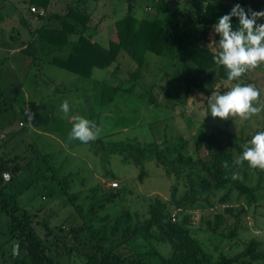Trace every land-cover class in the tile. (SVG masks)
<instances>
[{"label":"rangeland","instance_id":"1","mask_svg":"<svg viewBox=\"0 0 264 264\" xmlns=\"http://www.w3.org/2000/svg\"><path fill=\"white\" fill-rule=\"evenodd\" d=\"M157 1L135 0V16L156 19ZM166 1L169 20L182 33L217 52L219 36L214 28L201 27L199 5L192 0ZM222 1L233 4L237 0ZM114 7L119 13L127 11V3ZM34 8L30 12L36 16L40 10ZM28 9L21 3L12 18L0 21V91L14 100L13 108L0 118V157L10 164L16 160L26 170L19 176L6 174L2 188L10 204L28 211L38 237L50 249L49 256L57 264H88L97 237L109 235L118 217L120 229L134 226L148 218L149 206L159 199L168 206L167 221L185 222L190 236L198 241L203 264L216 262L222 252L244 254L249 264H264V172L237 162L239 149L257 130L264 129V64L238 81L260 90L256 103L261 112L247 120L239 116L221 119L210 114L209 103L216 92H227L236 83L215 75L208 79L206 73L201 77L207 94L187 88L181 64L169 55L148 54L133 92L119 93L115 88L130 87L131 74L138 70L124 52L116 65L95 69L88 79L47 62L40 67L32 64L29 56L20 53L34 29L19 23L22 15L29 14ZM102 10L92 18V25L100 26L110 17ZM255 11H264V0ZM11 12L5 3L1 13ZM119 13L115 19L122 17ZM258 22L264 23V18ZM108 23H113L112 16ZM10 31L20 32L18 42H6ZM100 32L99 38L110 37L106 26ZM9 46L15 50L10 51ZM65 99L72 105L68 115L60 109ZM76 115L96 126L97 139L103 143L81 145L70 139ZM213 138L233 155V179L255 188V202L250 203L230 185L204 189L209 180L204 168L214 165ZM126 141L158 144L167 165L130 151H112V144ZM65 180L69 187L63 190ZM112 183L118 186L113 188ZM114 194L116 199L106 202ZM3 204L0 200V264L24 263L18 241L9 233ZM92 206L94 214L90 213ZM226 236L229 238L224 240ZM248 250L258 254V259L253 260ZM123 253L128 257L148 253L147 264H161L160 259L170 257L173 249L140 238L124 247Z\"/></svg>","mask_w":264,"mask_h":264},{"label":"trees","instance_id":"2","mask_svg":"<svg viewBox=\"0 0 264 264\" xmlns=\"http://www.w3.org/2000/svg\"><path fill=\"white\" fill-rule=\"evenodd\" d=\"M7 1L12 0H0V2ZM134 1L125 0L127 3L126 14L110 28L111 34L107 47L93 41L95 29L89 26L90 17L86 10L70 7L64 15L46 17L38 14L40 24L31 33V39L22 45L20 53L29 56L32 59V64L36 63L37 66L47 62L79 78L88 79L92 76L94 69L103 70L116 65L120 53L124 52L134 61L138 70L131 74V79L128 81V85L131 86L116 87L114 90L116 93L121 91L133 92L137 84V74L146 65L148 54L158 57L169 55L176 58L184 71L186 87L205 94L209 90L206 81L201 77L202 74L207 73L208 79L215 75L220 80L238 83L239 80L229 81L226 69L215 63L213 57L217 52L201 45L190 34L182 33L169 20L166 0L157 1V18L153 20L137 18ZM192 1L200 7L197 19L204 27L213 26L219 16L228 13L233 7L217 0ZM28 2L37 8L46 9L50 0H28ZM80 3L85 4V0ZM20 23H25V20H20ZM233 25L238 27V21L235 17H233ZM9 37L15 39L14 36ZM0 44H3L1 39ZM13 104L14 100L0 91V118L13 108ZM95 141V143H103L100 139ZM211 141L214 165L204 168L209 178L204 183V189L219 190L230 185L239 195L246 197L250 203L255 202V188L238 182L232 177L234 168L232 153L226 150L216 138ZM112 151H130L141 157L153 159L159 165H167L159 145L155 143L118 142L112 144ZM239 151L242 153L243 149L240 148ZM11 163L0 157V200L5 202L2 208L8 217L9 233L18 241V249L23 252L25 257L24 263L14 262L12 264H57L49 256L48 245L38 237L28 211L15 204H10L9 200L6 199L8 196L2 188L5 185V175L19 176L26 171L16 160ZM171 163L173 166L175 165L174 161ZM245 163L248 165L246 161ZM52 180L54 181L55 177ZM61 185L63 190L69 187L67 180ZM174 195L175 189L172 197ZM116 197L117 194L110 195L106 202H112ZM90 213H95L93 206ZM148 214V218L144 221H137L134 226L128 225L123 229L119 228L121 218L118 217L109 235L97 237L96 243L92 246L94 251L88 256V264H147V259L150 257L148 253H139L134 257H128L123 253L124 247L131 245L140 238L154 239L158 243L168 245L173 249V254L170 257L160 259L161 264H203L200 258V245L197 240L190 236L185 222L177 224L170 220L167 221L169 214L165 202L159 199L155 200L149 206ZM234 235L235 232L230 234V236ZM227 238L229 237L226 236L224 240ZM253 245H249V248H253ZM247 252L251 254L253 260L258 259V254H253L250 250ZM246 257L244 254L230 256L222 252L216 262L209 264H249L248 261L250 260L247 261Z\"/></svg>","mask_w":264,"mask_h":264},{"label":"clouds","instance_id":"3","mask_svg":"<svg viewBox=\"0 0 264 264\" xmlns=\"http://www.w3.org/2000/svg\"><path fill=\"white\" fill-rule=\"evenodd\" d=\"M233 17L237 19L238 27H234ZM261 18H264V11L246 9L236 3L228 13L215 21L214 32L218 34L219 40L217 54L213 59L217 65L226 69L229 81L240 80L250 69L264 64V23L258 22ZM259 96L260 90L254 84L236 83L227 92L215 93L209 103L210 114L221 119L233 116L251 119L262 110L256 103ZM60 109L68 115L72 105L65 99ZM207 115L206 112L205 117ZM72 119L74 122L69 133L70 139L81 145L95 142L98 137L96 126L79 115ZM245 161L251 168L264 170V129L257 130L243 145L237 162Z\"/></svg>","mask_w":264,"mask_h":264},{"label":"crops","instance_id":"4","mask_svg":"<svg viewBox=\"0 0 264 264\" xmlns=\"http://www.w3.org/2000/svg\"><path fill=\"white\" fill-rule=\"evenodd\" d=\"M83 0H50L49 2V5L46 9H43V8H37V10H40V12L38 11V14L40 15H43V16H51V15H64L67 10L70 8V7H79L80 9H85L87 14L89 15L90 17V21H89V26L94 28L95 29V35L93 36V41L94 42H97L99 44H101L103 47H107L108 46V43H109V40H110V37L108 35V37H102V38H99V35L101 34L100 32V28L103 27V26H106L108 28V31L110 29L111 26H113L115 24V22L121 18H123L126 14V12L123 10L121 11V13H119L114 6H115V3L118 4V5H123V4H126L125 0H96V1H91V0H85V4H81L80 2H82ZM218 2L222 3V4H229L231 6H234L236 3H240L242 4L246 9L250 8L252 10H256L257 8L260 9L261 7V1L262 0H240V1H236V3H227V2H223L222 0H217ZM5 3H8L9 6L11 7L12 9V14L9 15L8 13L7 14H2L1 12L3 11V8H4V4ZM22 3V5H27L28 6V10H29V14L27 16H21L19 18V23H20V20H25V23H20L21 25H23L26 29H29L30 28H34L33 31L35 30L36 27L39 26L40 24V20L38 19V14H36V16H34V14H32L30 12V8H34L35 6L33 5H30L28 0H12V1H7V2H1L0 3V21L2 20H5V19H9L10 17L12 18L14 16V14H16V12L18 11V7L19 5ZM114 3V4H113ZM105 4V5H104ZM260 4V6H259ZM101 5V6H100ZM169 5V4H168ZM109 7V8H107ZM169 7V6H168ZM103 8L102 11H104L105 13H110L111 15H109L111 18H113V23L112 24H109L108 23V19L106 21H102L100 24V26H96V25H92L91 23V20L92 18L97 15V12ZM123 9V8H121ZM53 10V11H52ZM121 14L119 19H115L117 14ZM106 17H104L103 19H105ZM4 22V21H2ZM201 27L204 29V30H207L209 28H214L213 26L211 27H207L204 25H201ZM12 31H10V35L9 36H14L15 39H12L8 36V39L6 42L7 43H16L18 42V40L20 39V36H19V31L14 34V33H11ZM31 34V32L29 31V35ZM22 41V40H21ZM24 41V39H23ZM105 42L107 44H105ZM204 46V45H203ZM13 46H9L7 49H9L10 51H13L15 50V48H12ZM206 47V46H205ZM207 48V47H206ZM123 52L120 53V55L122 54ZM119 55V57H120ZM118 57V58H119ZM119 62V61H118ZM109 69V68H107ZM95 70V69H94ZM94 70H93V73H94ZM92 73V75H93Z\"/></svg>","mask_w":264,"mask_h":264},{"label":"built area","instance_id":"5","mask_svg":"<svg viewBox=\"0 0 264 264\" xmlns=\"http://www.w3.org/2000/svg\"><path fill=\"white\" fill-rule=\"evenodd\" d=\"M31 11H35V9L34 8H31ZM111 187H113V188H115V187H117L118 186V184L117 183H112L111 185H110Z\"/></svg>","mask_w":264,"mask_h":264}]
</instances>
